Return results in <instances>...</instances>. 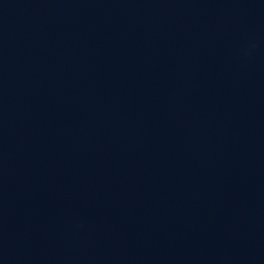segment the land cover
<instances>
[{
    "label": "water",
    "instance_id": "obj_1",
    "mask_svg": "<svg viewBox=\"0 0 264 264\" xmlns=\"http://www.w3.org/2000/svg\"><path fill=\"white\" fill-rule=\"evenodd\" d=\"M0 264H264V0H0Z\"/></svg>",
    "mask_w": 264,
    "mask_h": 264
}]
</instances>
